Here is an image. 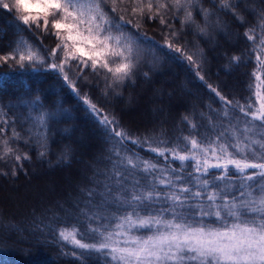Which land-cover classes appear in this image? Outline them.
Listing matches in <instances>:
<instances>
[{
    "label": "trees",
    "instance_id": "obj_1",
    "mask_svg": "<svg viewBox=\"0 0 264 264\" xmlns=\"http://www.w3.org/2000/svg\"><path fill=\"white\" fill-rule=\"evenodd\" d=\"M200 2L205 8L212 4V0ZM236 2L245 22L238 21L231 11H220L211 19L215 21L219 16L223 26L209 27V35L199 34L194 26L182 28V13H177L176 18L171 12L166 13V23L161 25L166 30L158 34L152 31L157 16L147 11L142 17L125 18L130 22L122 24L119 31L133 41L136 67L132 78L119 86L118 95L112 89H107L105 95L108 81L90 67L77 75V61H71L73 67L67 69L79 95L73 92L62 76L48 67L53 62L51 50L59 43L51 35V28L48 33L35 26L28 30L16 19L14 10L0 8V57H15L7 62L0 60V128L4 129L0 137L12 149L7 156L0 155V196L5 192L21 194L25 186L33 185L38 179H45L51 185V197L34 204L0 203V264H110L100 253L81 257V250L63 241L59 232L76 228L78 239L94 242L86 230L90 225L95 227L98 221H90L87 216L95 213L110 218L117 207L111 201H104V185H115L113 173L117 170L127 176L129 186L143 176L128 168L121 157L139 158L137 163L148 160L162 168L170 165L185 181L192 180L188 175L189 172L195 175L192 161L181 167L180 161L171 159L170 154L158 156L149 146H157L163 140V146L168 148L176 144L189 147L182 139L184 136L214 138L222 131L229 135L221 139L230 140L231 126L244 127L250 117H245L239 106L251 113L258 107L257 92L264 95V65L257 60L258 56L264 60V45H261L264 29L259 19L264 0ZM193 13L203 25L199 7ZM158 19L160 22L161 17ZM250 28L254 29L252 41L245 36ZM173 32L177 33L175 37L171 35ZM166 39L175 40L186 53L202 50V57L198 58L203 80L186 59L167 47ZM21 42L30 46L43 63L21 64L17 52ZM62 56V50H58L55 62L59 63ZM233 57L238 59L234 61ZM209 85L232 103L225 105ZM84 95L97 105L99 115L84 104ZM137 108L140 118L134 119ZM224 111L229 113L227 117ZM104 116L114 117L116 126L128 139L117 143L119 138L111 135L112 128L106 129L100 123ZM13 130L19 133V139L13 137ZM41 143L45 146L41 147ZM254 149L258 154L261 151L258 146ZM229 150L235 153V148ZM117 151L121 156L116 155ZM25 154L29 158L17 163L15 157ZM221 171L210 169L213 174ZM230 176L231 179L223 182L216 181L214 175L208 178L225 188L229 198L239 197L241 180L234 169L230 170ZM261 179L264 178L257 177L249 183ZM89 191L94 194L89 196ZM203 203L208 204L206 199ZM165 206L163 202L152 205ZM103 222V219L99 221Z\"/></svg>",
    "mask_w": 264,
    "mask_h": 264
},
{
    "label": "snow or ice",
    "instance_id": "obj_2",
    "mask_svg": "<svg viewBox=\"0 0 264 264\" xmlns=\"http://www.w3.org/2000/svg\"><path fill=\"white\" fill-rule=\"evenodd\" d=\"M117 2L111 0L113 13L118 10ZM104 3L106 0H88L87 3L84 0H0V8L14 10L16 19L28 30L35 26L48 33L51 28V35L59 43L51 50L53 62L48 67L58 72L73 92L79 95L77 85L67 69L73 67L71 61H77V75L90 67L108 81L105 95H108L107 89H112L118 95L119 86L132 78L136 67L133 41L119 31L122 24L130 21L120 15L119 22H115L105 10ZM119 4L130 5V8L121 7L120 11H130L133 16L142 17L146 11L160 16L161 25L166 23V13L171 12L173 18H176L177 13H182L181 27L194 26L201 35H209V27L213 25L223 26L219 16L215 21L211 19L220 11H231L238 21L245 22L236 0H218V3L212 0L209 8L203 7L200 0H119ZM196 7H199L198 15L204 18L203 25L194 16L193 9ZM259 19L260 27L264 29V9ZM253 31L250 28L245 32L250 41L253 40ZM171 35L175 37L177 33ZM166 45L186 59L197 70V76L204 79L200 72L201 60L198 58L202 57L201 49L186 53L183 47L177 46L175 40L167 39ZM261 45H264V37L261 38ZM58 50L63 52L59 63L55 62ZM17 52L21 64L25 61L43 63L24 42L18 45ZM14 58L4 56L0 60L7 62ZM232 59L235 61L238 58ZM257 60L264 65V60L259 56ZM256 79L260 80V77ZM209 88L225 105L232 103L216 87L209 85ZM256 95L258 107L251 113L244 106H239L240 112L250 117V120L245 122L242 129L231 126L230 140L221 139L229 135L222 131L214 138L184 136L182 139L189 147L182 148L176 144L168 148L163 146V140L157 146H149L150 151L158 156L170 154L171 159L180 161L181 167L185 162L192 161L195 175L188 173L192 180L185 181L183 176L175 174L177 170L170 165L162 168L148 160L137 163L139 158L134 160L131 156H123L121 159L127 162L128 168L143 173V176L129 186L127 176H122L117 170L113 173L115 185H104V201H111L117 207L110 218L95 213L87 216L90 221H98L95 227L90 225L86 230L92 234L94 242L78 239L76 228L61 229L60 238L81 250V257L86 253H100L110 264H264V179L255 184L249 183L257 177L264 178V95L259 92ZM82 99L94 114L99 115L100 109L87 95ZM223 115L227 117L229 113L224 111ZM100 123L106 129L112 128L111 135L119 138L117 143L128 139L127 134L116 126L114 117L104 116ZM3 131L0 128V134ZM13 137L20 138L15 130ZM3 143L7 156L12 149L8 147L7 140ZM44 146L41 143V147ZM254 146L261 150L259 154ZM230 147L235 148V153L229 150ZM40 155L45 153L42 151ZM116 155L121 156L118 151ZM28 158L26 154L15 157L17 163ZM210 169L222 171L213 174ZM232 169L238 174L241 183L239 197L233 195L229 198L225 188L212 183L208 177L214 175L216 181L223 182L232 178ZM249 169L255 171L249 173ZM122 180L124 183H121ZM93 194V191L88 192L89 196ZM205 199L207 206L203 203ZM160 202L166 206L152 207ZM101 219L103 223H99Z\"/></svg>",
    "mask_w": 264,
    "mask_h": 264
},
{
    "label": "rangeland",
    "instance_id": "obj_3",
    "mask_svg": "<svg viewBox=\"0 0 264 264\" xmlns=\"http://www.w3.org/2000/svg\"><path fill=\"white\" fill-rule=\"evenodd\" d=\"M85 3L88 2V0H84ZM129 7L130 5H120L119 4V0L117 2V12L113 13L111 11L112 9V3L111 0H106V3H104V8L105 10L110 14V16L112 15L113 20L116 22V20H119L120 15H124L125 18H130V19H135L134 16H132L129 12H121L120 8L121 7ZM154 22V26L152 27V31L154 34H158V32H165V28L161 26V23L159 22L158 16L157 19L153 21ZM139 109L137 108V110L134 109V113H133V118L137 119L140 118V114L141 112L138 111ZM4 140L2 139V137H0V155L4 153ZM33 185H28L25 186L23 189V192L21 194H17V193H9V192H5L2 194V197L0 196V203H18V204H23L24 201L32 203L33 204L35 202H39L41 200H45L48 197H51V190L50 187L51 185L48 184V182L44 179L42 180H36L33 182ZM50 190V191H49ZM5 191V190H4Z\"/></svg>",
    "mask_w": 264,
    "mask_h": 264
}]
</instances>
